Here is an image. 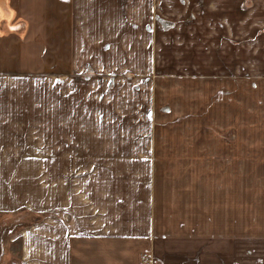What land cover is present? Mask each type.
I'll list each match as a JSON object with an SVG mask.
<instances>
[{
    "label": "crops",
    "instance_id": "0c3cea01",
    "mask_svg": "<svg viewBox=\"0 0 264 264\" xmlns=\"http://www.w3.org/2000/svg\"><path fill=\"white\" fill-rule=\"evenodd\" d=\"M65 18L71 73L96 78L49 79V162L80 169L50 174V215L20 232V264H264V143L103 142L98 133L96 153L84 154L80 139L105 117L104 102L145 110L153 66L181 80L264 75V0H67ZM29 114L24 75L0 72V213L25 204ZM72 120H83L79 135Z\"/></svg>",
    "mask_w": 264,
    "mask_h": 264
},
{
    "label": "rangeland",
    "instance_id": "374dc122",
    "mask_svg": "<svg viewBox=\"0 0 264 264\" xmlns=\"http://www.w3.org/2000/svg\"><path fill=\"white\" fill-rule=\"evenodd\" d=\"M66 2L0 0V72L24 75L25 112L34 117L27 119L31 122V129L26 131L24 207L0 213V264H20V232L38 226L50 215V174L59 178L65 174L73 175L80 169L71 161L68 166L55 165L61 162L58 161L59 156L57 161L49 162L51 141L48 136L52 122L50 116L54 111L49 98V79L69 74L76 79L96 78L91 70L82 75L71 73ZM8 8L11 9L9 16L6 14ZM241 41L233 38L235 46ZM169 73L174 74L173 71ZM146 77L149 88L145 93L143 91L141 98L146 109L134 106L131 101H123L118 110L117 99L102 103L100 111L105 117L94 119L88 134L80 135L81 143L88 148L84 154L96 153L98 133L103 142L215 143L227 147L235 143H264V75L259 76L258 72L249 69L229 77L213 78L216 80L211 82L198 80V75L181 80L175 75L157 73L153 66V71ZM119 78L136 80L128 72H119L114 77ZM114 79L105 76L104 90L112 92L115 89L112 85ZM132 85L143 90L141 82L136 81ZM109 104L115 107L109 108ZM109 112L115 116H106ZM72 121L75 123L74 126L72 123V131L79 135V123L83 120ZM135 127L136 135L133 132ZM77 142L72 140L71 146L77 148L73 145ZM63 152L58 151L57 154Z\"/></svg>",
    "mask_w": 264,
    "mask_h": 264
}]
</instances>
